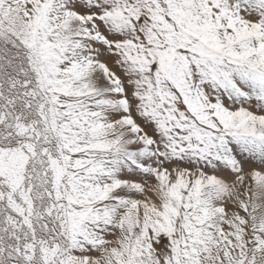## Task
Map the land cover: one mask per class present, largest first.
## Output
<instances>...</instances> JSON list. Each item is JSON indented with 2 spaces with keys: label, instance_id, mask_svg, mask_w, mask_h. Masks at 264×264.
<instances>
[{
  "label": "snow or ice",
  "instance_id": "snow-or-ice-1",
  "mask_svg": "<svg viewBox=\"0 0 264 264\" xmlns=\"http://www.w3.org/2000/svg\"><path fill=\"white\" fill-rule=\"evenodd\" d=\"M0 264H264V0H0Z\"/></svg>",
  "mask_w": 264,
  "mask_h": 264
}]
</instances>
